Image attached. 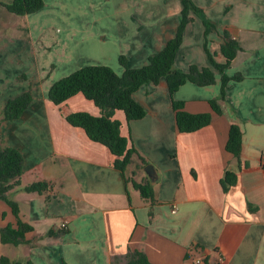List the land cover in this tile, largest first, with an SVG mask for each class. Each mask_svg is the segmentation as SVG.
<instances>
[{
    "label": "crops",
    "instance_id": "obj_1",
    "mask_svg": "<svg viewBox=\"0 0 264 264\" xmlns=\"http://www.w3.org/2000/svg\"><path fill=\"white\" fill-rule=\"evenodd\" d=\"M194 2L216 25L207 33L216 61H224V29L238 41L240 48L225 71L242 77L228 80L225 96L217 99L220 112L209 101L219 96V73L214 83L186 81L172 95L163 77L142 83L133 92L146 109L140 118L128 119L122 109L114 110L128 146L156 169L151 181L145 163L133 154L125 170L136 181L149 179L153 203L111 164L105 144L66 119L74 110L100 114L93 100L80 91L60 103L48 97L50 84L61 77L50 78L58 63L41 62L38 56L59 41L36 24L43 23V16L46 24L50 14L69 15L76 37L89 42L83 46L96 48L78 67L103 63L122 73L120 54L130 66L142 65L174 35L181 0H44L41 8L24 14L26 21L17 26L27 28L37 47L19 48L36 57L39 66L34 70L53 67L42 84H30L32 99L19 117L0 125V135L23 154L22 183L48 184L42 191L18 186L10 192L21 219L32 229L24 242L0 239V255L22 264H110L112 254L131 247L158 264H198L197 256L205 259L200 264H264V0ZM193 15L175 56V66L182 69L191 63L212 65L204 48L202 17ZM6 17L0 13V22ZM173 99L182 100L187 111L211 112L210 121L180 131ZM232 123L242 129L238 156L225 147ZM226 170L236 178L224 189ZM63 219L68 220L65 228ZM7 224L16 226V216L0 198V227Z\"/></svg>",
    "mask_w": 264,
    "mask_h": 264
},
{
    "label": "trees",
    "instance_id": "obj_2",
    "mask_svg": "<svg viewBox=\"0 0 264 264\" xmlns=\"http://www.w3.org/2000/svg\"><path fill=\"white\" fill-rule=\"evenodd\" d=\"M181 2L180 20L174 35L168 38L158 51L149 55L146 63L130 66L126 55L120 54L119 61L124 67L122 73H117L108 64H86L55 79L47 91L48 97L55 103H60L79 91L85 97L93 100L100 108V114H93L87 110H74L66 114V119L73 125L83 127L90 138L105 144L110 153L111 164L120 170L125 180L131 181L139 193L151 203L156 199L149 179L146 177L143 181H136L132 177L125 176L126 167L133 154L138 155L141 165L146 163L147 159L135 147L128 146V138L120 132V121L113 117L114 110L122 109L128 119L140 118L146 113V109L134 98L133 92L142 83L157 82L163 77L167 81L168 91L172 95L186 81H192L198 85L214 83L216 75L219 73L221 81L219 96L209 101L213 109L220 112L221 107L217 99L225 96L228 80L242 77L239 72L229 75L225 71L231 65L240 48L238 41L224 29L222 31L223 41L220 43V52L224 56V61H216L207 46V33L216 26L215 23L204 15L203 9L194 0H181ZM2 3L12 13L26 14L41 8L44 5V0H10ZM194 13L202 17L205 25L204 48L212 65L191 63L187 69H182L175 66V56L182 43L186 25L193 20ZM31 99L30 87L17 95L7 97L1 109L2 119L10 120L19 117ZM172 104L175 109L176 125L180 131L195 130L206 125L211 119L209 111H187L183 107L182 100L173 99ZM241 146L242 129L238 124L232 123L228 130L225 147L238 156ZM23 160L21 150L5 143L4 138L0 135V198L10 205L16 216V226L7 224L0 227V239L3 242L14 244L26 240L25 233L32 229V225L21 219L18 203L10 198V192L18 186H22L27 191H42L48 184L43 180L22 183ZM235 178V172L226 170L221 179L223 188L227 189L235 181ZM203 260L205 259L203 258ZM0 264H22V261L12 260L2 254L0 255ZM110 264L158 263L150 260L143 250L128 247L123 252L112 254Z\"/></svg>",
    "mask_w": 264,
    "mask_h": 264
},
{
    "label": "rangeland",
    "instance_id": "obj_3",
    "mask_svg": "<svg viewBox=\"0 0 264 264\" xmlns=\"http://www.w3.org/2000/svg\"><path fill=\"white\" fill-rule=\"evenodd\" d=\"M9 2L10 0H0ZM51 10V9H48ZM0 13L8 15L0 22V125L6 121L1 117V109L4 99L17 93L22 88L31 85L42 84L44 79L50 73L53 65L58 63L57 68L51 73L50 78L63 76L71 70L77 68L84 59L96 52V48L90 44L83 46L84 41H79L73 31L72 17L60 14H50L45 24V18L42 17L43 23H37V28L44 27L49 34L58 38V43L51 50L40 52L38 56L41 62L52 63L51 67L41 68L39 72L34 70L39 63L36 57L28 56L19 47L29 45L37 47V42L32 43V39L27 35V28L17 24L26 21L27 16L24 14H15L7 10L0 4ZM32 18V16H31ZM34 26V28L36 27ZM75 36H74V35ZM64 47L65 51L60 53L59 48ZM111 66V65H110ZM112 67V66H111ZM114 69V68H113ZM51 79V80H52Z\"/></svg>",
    "mask_w": 264,
    "mask_h": 264
},
{
    "label": "water",
    "instance_id": "obj_4",
    "mask_svg": "<svg viewBox=\"0 0 264 264\" xmlns=\"http://www.w3.org/2000/svg\"><path fill=\"white\" fill-rule=\"evenodd\" d=\"M144 170L147 173V175L151 181H154L156 179V177H157L156 169L151 162L145 163Z\"/></svg>",
    "mask_w": 264,
    "mask_h": 264
},
{
    "label": "built area",
    "instance_id": "obj_5",
    "mask_svg": "<svg viewBox=\"0 0 264 264\" xmlns=\"http://www.w3.org/2000/svg\"><path fill=\"white\" fill-rule=\"evenodd\" d=\"M263 163H264V160H263ZM175 209H176V206L173 207V210H175ZM67 223H68V220H67V219H63V220L61 221V227H64V228L67 227ZM218 258L220 259V258H221V255H219ZM195 262L198 263V264H200V263L203 262V258L200 257V256H197V257L195 258Z\"/></svg>",
    "mask_w": 264,
    "mask_h": 264
}]
</instances>
